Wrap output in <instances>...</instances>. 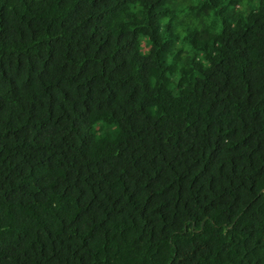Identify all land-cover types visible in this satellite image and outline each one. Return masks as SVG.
I'll return each mask as SVG.
<instances>
[{"label":"trees","instance_id":"trees-1","mask_svg":"<svg viewBox=\"0 0 264 264\" xmlns=\"http://www.w3.org/2000/svg\"><path fill=\"white\" fill-rule=\"evenodd\" d=\"M0 0V264H264V0Z\"/></svg>","mask_w":264,"mask_h":264},{"label":"rangeland","instance_id":"rangeland-1","mask_svg":"<svg viewBox=\"0 0 264 264\" xmlns=\"http://www.w3.org/2000/svg\"><path fill=\"white\" fill-rule=\"evenodd\" d=\"M244 1V0H238L236 1V5H235V22L239 19L238 17L240 15H242V13L244 12L245 14L249 13L251 11L250 7L251 6H248V4H244L243 6H241V2Z\"/></svg>","mask_w":264,"mask_h":264}]
</instances>
